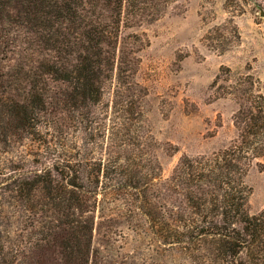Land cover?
Returning <instances> with one entry per match:
<instances>
[{
  "label": "trees",
  "instance_id": "obj_1",
  "mask_svg": "<svg viewBox=\"0 0 264 264\" xmlns=\"http://www.w3.org/2000/svg\"><path fill=\"white\" fill-rule=\"evenodd\" d=\"M174 1L0 0V264H104L93 238L106 190L135 194L160 242L191 264H264V208L249 211L246 182L264 157V83L253 74L221 69L212 86L237 104L236 136L182 155L161 204L150 197L139 47L118 51L123 27L154 23ZM228 23L230 36H205L221 52L241 36ZM42 50L51 53L35 59Z\"/></svg>",
  "mask_w": 264,
  "mask_h": 264
},
{
  "label": "rangeland",
  "instance_id": "obj_2",
  "mask_svg": "<svg viewBox=\"0 0 264 264\" xmlns=\"http://www.w3.org/2000/svg\"><path fill=\"white\" fill-rule=\"evenodd\" d=\"M230 18L241 36L221 52L220 40L205 36L217 27L213 35L230 36V23L221 28ZM133 32L144 41H130ZM130 47H139L136 80L147 89L143 125L152 135L148 148L154 168L143 173L152 179L150 197L161 204V182L182 155L217 151L236 136L237 104L231 97L218 98L212 86L221 69L230 67L232 78L251 73L264 83V0H232L230 6L227 0H175L154 23L123 27L118 54L131 55ZM49 53L42 50L33 57L40 60ZM14 57L6 61L10 70L20 59ZM246 182L252 189L248 208L256 213L264 208V157L254 161ZM135 197L107 190L100 195L94 256L104 264H191L187 253L160 242Z\"/></svg>",
  "mask_w": 264,
  "mask_h": 264
}]
</instances>
